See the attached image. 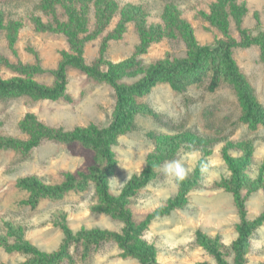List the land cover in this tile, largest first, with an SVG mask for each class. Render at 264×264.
I'll return each mask as SVG.
<instances>
[{
	"label": "rangeland",
	"instance_id": "374dc122",
	"mask_svg": "<svg viewBox=\"0 0 264 264\" xmlns=\"http://www.w3.org/2000/svg\"><path fill=\"white\" fill-rule=\"evenodd\" d=\"M117 1L121 5H141L149 23H161L165 7L173 3L180 9L182 17L193 26L196 38L202 45L212 44L223 36L201 14L210 12L217 0ZM236 1L246 3L248 8L244 27L253 33L264 28V0ZM41 3L42 0H0V9L5 12L6 18L21 22L16 42L18 55L10 49L5 34L0 36V47L12 61L20 59L35 63L38 53L47 72L35 78L50 85L55 79L51 70L57 68L62 51L69 50V44L63 34L37 30L33 17H41L45 22L50 18L40 8ZM118 20L116 17L108 30L115 28ZM90 27H94L93 10ZM231 33L238 34L233 19ZM139 42L135 25L129 22L120 39L110 40L107 59L119 62L130 57ZM100 45L101 38L86 44L84 55L88 63L99 57ZM167 53L184 56L186 45L181 39L170 38L153 43L148 52L141 55L143 66H149ZM234 55L264 104V61L260 59L259 46L236 48ZM0 76L9 78L14 74L0 66ZM140 76L141 73L125 77L123 81L132 83ZM67 89L71 100L34 101L27 96L0 100V135L27 137L20 130L19 123L28 112L35 113L48 125L66 130L91 123L103 127L111 122L116 102L111 85L98 82L78 69L69 68ZM143 100L158 116L138 115L133 129L118 138L114 150L119 165L116 175L110 180L111 193L120 195L127 182L140 175L146 166L149 154L156 148L149 132L176 135L191 131L212 139L209 150L191 144L183 145L174 159L165 161L156 169L157 176L132 197L128 207L136 222L143 221L179 192V182L164 171L168 162L180 161L187 170L186 176H191L200 166V183L188 192L186 206L173 210L169 215L153 218L144 238L156 247L157 264H215L216 258L197 243V232L210 237L218 235L228 248L225 258L233 264L231 246L238 236L236 225L240 217L233 192L220 184L232 176L224 151L240 160L244 153L242 144L248 143L253 147L252 158L243 171L245 185L241 192L248 216L254 219L264 213V125L251 130L240 119L241 106L234 89L225 85L210 91L208 81L202 85H192L182 92L175 91L168 84H159ZM93 161L94 152L81 143L44 140L27 157L13 150H0V264H21L30 257L23 252L9 250V244L17 243L19 237L41 251H56L65 238L64 224L74 233L93 228L123 229L121 220L93 210L99 201L94 184H90L87 191L70 192L60 199L45 198L35 209L23 203L29 194L17 186L19 178L36 174L44 182L55 185L63 182L65 172L85 171ZM257 181L259 186L253 189L252 184ZM14 229L20 230L19 236L14 234ZM71 252L76 258L74 264H140L136 258L123 256L121 247L113 242L104 243L86 259L81 258L76 248H72ZM247 260L248 264L264 263V224L251 239Z\"/></svg>",
	"mask_w": 264,
	"mask_h": 264
},
{
	"label": "trees",
	"instance_id": "16d2710c",
	"mask_svg": "<svg viewBox=\"0 0 264 264\" xmlns=\"http://www.w3.org/2000/svg\"><path fill=\"white\" fill-rule=\"evenodd\" d=\"M40 8L50 18L45 22L41 17H33L37 30L63 34L67 38L69 50L62 51V59L57 68L51 70L55 79L49 85L35 78L36 75L47 72L41 64L38 53L35 63H26L20 59L12 61L0 47V66L14 74L9 78L0 76V100L20 96H27L34 101L71 100L67 89L68 69L75 68L96 81L113 87L116 97L113 118L103 127L91 123L66 130L48 125L35 113L28 112L19 123L20 130L27 137L0 135V150H13L27 157L44 140H55L64 144L81 143L86 148L92 149L94 161L88 169L77 173L65 172L64 180L59 184L46 183L36 174L19 178L17 186L29 194L23 203L35 209L45 198L60 199L70 192L87 191L90 184H94L99 201L93 206V210L121 220L124 227L121 231L93 228L74 233L67 224H64V241L54 252L41 251L21 237L17 243L9 244V250L30 255L21 264H64L65 262L74 264L76 258L71 252L72 248L78 249L81 258L86 259L104 243L113 242L121 247L123 256L136 258L140 264H157V249L144 238L145 231L153 218L169 215L173 210L186 206L188 192L200 183L201 167L198 166L191 176L179 181L178 194L143 221L136 222L133 219L128 204L139 190L157 176L156 169L165 161L174 159L183 145L191 144L209 150L212 139L201 137L191 131L176 135L149 132L156 148L149 154L141 174L132 177L120 195H114L110 191V180L116 175L119 165L114 145L121 135L133 129L138 115L158 116L143 98L159 84H168L179 92L207 81L210 91H216L225 85L230 86L234 89L241 106V121L251 130H257L259 126L264 125V104L257 97L255 88L234 55L236 48H250L256 45L260 48V59L264 61V28L259 29L258 33H253L244 27V17L248 8L246 3H238L236 0H217L211 6L210 12L201 13L223 33L222 37L209 45L199 43L193 26L182 17L180 9L173 3L165 7L161 23H149L147 13L141 5H121L117 0H42ZM92 10L94 11L93 28L90 27ZM116 17L119 18L116 27L108 30ZM231 19L235 22L237 35L231 33ZM129 22L134 23L140 42L130 57L119 62H111L106 55L109 42L111 39H120ZM20 28V21L7 19L5 12L0 9V36L5 34L10 49L16 55H18L16 42ZM98 38H101L99 57L88 63L84 55L85 46ZM164 38L181 39L186 45V54L173 56L167 53L149 66H143L141 55L148 52L153 43ZM140 73L142 76L132 83L123 81L125 77ZM242 148L244 153L240 160L231 156L227 150L224 151L232 176L220 183L233 192L240 217L236 225L238 236L231 246L233 264H248L247 255L251 247V239L257 229L264 224V213L254 219L249 218L246 201L241 192L245 185L243 171L253 153L251 144H242ZM258 184V181L253 182L252 188L257 189ZM19 231L14 229L13 232L19 236ZM3 240L8 244L5 239ZM197 243L216 258L215 264H230L225 258L228 248L220 236L210 237L199 231Z\"/></svg>",
	"mask_w": 264,
	"mask_h": 264
},
{
	"label": "clouds",
	"instance_id": "9594fccd",
	"mask_svg": "<svg viewBox=\"0 0 264 264\" xmlns=\"http://www.w3.org/2000/svg\"><path fill=\"white\" fill-rule=\"evenodd\" d=\"M166 174L176 181H183L186 178L187 170L180 161H171L164 166Z\"/></svg>",
	"mask_w": 264,
	"mask_h": 264
}]
</instances>
